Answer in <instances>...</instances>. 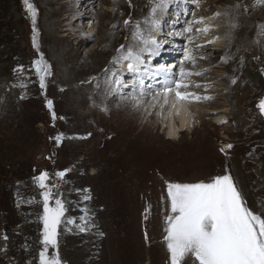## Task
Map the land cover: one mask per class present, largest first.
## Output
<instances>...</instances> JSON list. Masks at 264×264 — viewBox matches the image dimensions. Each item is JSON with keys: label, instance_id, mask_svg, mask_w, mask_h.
Returning <instances> with one entry per match:
<instances>
[{"label": "rangeland", "instance_id": "obj_1", "mask_svg": "<svg viewBox=\"0 0 264 264\" xmlns=\"http://www.w3.org/2000/svg\"><path fill=\"white\" fill-rule=\"evenodd\" d=\"M114 1L57 0L48 5L46 0H30L37 12L34 48L32 18L23 0H0V264H40V253L45 250L44 191L52 193V201L60 199L65 208L56 249L61 264H171L164 240L170 214L167 182H208L229 174L247 206L264 217V116L257 107L264 99V3L246 0L254 6L248 9L245 0H185V9L179 8L176 14L181 25L175 28L166 17L158 27L162 32L157 36L150 33L143 43L141 49H148L150 43L160 45L163 40L161 59L121 48L131 32L116 31L119 36L114 50L119 55L115 59H123L131 51L148 72H157V66L165 70L168 62L174 61L177 65L170 67L172 73L166 70L172 76L171 87L181 79L183 67L202 73L192 78L204 74L200 83L187 90L194 87L199 92L196 95L218 99L217 112L200 120L195 117L192 133L185 131L169 140L156 116L141 113L136 120L131 116V124L120 120L117 112L123 103H129L127 115H132L139 89L135 85H130L128 92L110 96L113 102L91 109L89 96L99 86L87 83L88 78L94 76L99 82L117 66L111 70L101 63L89 65L84 72L76 69L96 48L97 40L109 34L113 26L110 15L100 17L99 32L94 16L101 11L114 12ZM120 1L118 27L128 32L138 25L144 9L149 6L152 10L156 2ZM180 1L174 0L175 5L181 6ZM236 4L244 6V18L254 28L252 48H246L248 35L244 32L228 34L231 28L226 11ZM157 12L160 8L156 9L159 17ZM216 13L220 15L215 17ZM228 13L230 16L231 11ZM200 16L214 17L208 19L211 23L204 21L216 30L197 32L205 26L195 23ZM189 27L190 32L186 31ZM199 38L207 41L198 47ZM214 38L223 40L228 48L220 50L208 43ZM241 40L242 48H229ZM203 47L211 49L199 52ZM185 49L195 58L194 63L185 60ZM41 56L50 73L43 88L33 66ZM107 56L111 64L112 55L104 58ZM243 61L245 67L240 66ZM187 78L183 82L192 84ZM48 101H52L51 108ZM201 103L197 102L199 114H205L203 108L209 105ZM146 108H151L148 103L143 111ZM215 117H224L223 122L215 123ZM59 172L65 175L59 177ZM41 173H47L45 189L34 179ZM53 254L48 246L46 256ZM183 264H194V260L186 257Z\"/></svg>", "mask_w": 264, "mask_h": 264}, {"label": "snow or ice", "instance_id": "obj_2", "mask_svg": "<svg viewBox=\"0 0 264 264\" xmlns=\"http://www.w3.org/2000/svg\"><path fill=\"white\" fill-rule=\"evenodd\" d=\"M258 2L264 3V0H258ZM167 3L168 0H156L152 13L154 14L157 8L165 7ZM23 4L26 12L32 18V40L33 47L36 48L35 18L37 12L30 0H23ZM214 15L218 16L220 13ZM124 23L128 24L129 21L126 20ZM195 23L204 24V18L201 17ZM209 30L210 26L205 24L202 29H197V32L207 33ZM186 31H192L191 27ZM137 38H140L138 34ZM214 42V40L208 41V43ZM123 47L122 45L121 48ZM117 51L119 52L120 49ZM184 58L185 60H192L193 63L195 62V58L190 55L187 49H185ZM124 59L132 61L128 63L129 71L136 72L139 70L138 64L141 62L131 51L127 53ZM221 59L227 62L226 58L222 57ZM33 66L39 76L40 86L43 88L45 86L44 77L50 74L49 66L43 61L42 56L39 60L33 62ZM201 74L200 72L186 71L181 67V79L174 81L175 87L165 86L162 92H157L153 96V101L162 99L159 106L163 110L169 104V98L174 96L171 103L174 113L171 114L179 115L186 101L211 99L210 96L201 97L181 90L189 87L188 83L183 82L186 77ZM231 82L235 83L236 81L233 79ZM141 103H143L142 100H136L137 105ZM47 106L51 108L52 101H48ZM257 107L264 114V99L259 101ZM53 118H55V114H53ZM56 139L59 143L60 137L58 136ZM227 147L231 148L232 146L228 145ZM221 151L224 150L221 149ZM57 175L63 177L65 173L59 172ZM34 179L41 189L47 188L45 183L47 173H41L40 176L34 177ZM42 195L44 213L41 219L44 225L43 243L45 250L40 253V264H61L58 253L47 257L46 252L49 245L53 249L58 248L57 229L65 208L60 199L55 200L54 207L50 206L49 200L52 197L50 191H44ZM85 199H88V197L86 196ZM167 199L170 203V214L165 221L166 235L164 240L170 254L171 264H183L185 258L189 256L193 258L194 264H264V217L254 213L247 206L229 174L214 176L208 182H167ZM68 223H72V221L69 220ZM81 231H83V228Z\"/></svg>", "mask_w": 264, "mask_h": 264}, {"label": "bare ground", "instance_id": "obj_3", "mask_svg": "<svg viewBox=\"0 0 264 264\" xmlns=\"http://www.w3.org/2000/svg\"><path fill=\"white\" fill-rule=\"evenodd\" d=\"M56 1L57 0H46V4L49 5V4H52V3L56 2ZM184 1L185 0H181L179 2V3H181V6H180V4L179 5H175L174 0L168 1L167 5L165 7L160 8V12H157V13H159L158 14L159 17L156 15V12L154 13L155 16H152V14H151L152 13V10H149L148 9L149 6H148V8H145L144 9V15H142L143 21L141 22L142 19L137 20V23H138L139 26L136 24V26L133 27V30H131L129 32H128V29L125 31V29L123 30L122 27H121L122 29L118 27L117 11L121 8V5H122V1H120V0H115L114 1V7H115V11L114 12L109 13V12H102L101 11V13H98L97 15L94 16V18L97 21L95 23V25H96V29L95 30L96 31L98 29V25L100 26V24H99L100 17L106 16L107 13L110 15V20L113 21V26L110 28V32H109V34H107V36H103L102 35V37L97 40V42H96L97 43L96 48L95 49H92L89 52L88 57L86 58V61H82L77 66V69L76 70H79L81 72H84V68L86 69L87 67H89V65H91V67H96V66H98L101 63L102 64H107V66H109V69H111V70L114 68V65L117 66V69L116 70H113L111 73H109V77L107 76L108 73H106V76L102 80H100L99 82H96L95 81L94 76L92 77L91 80H90V78H88L87 83H96L99 86V90H95V92L93 91L92 92V96L91 95L89 96L90 97V104H92V107H91L92 110H94V111L97 110L99 108V106H102L104 103H111V102H113L114 100L110 96H114L117 93H122V92L125 93V91L128 88H131L132 85H135L136 87L139 88L138 90L135 91L136 92V96H135V99L136 100H143V98H145V96H149V98L148 97L145 98L143 100V103H141L140 105H137L135 103L134 106H133L132 112L130 111L132 115H127L129 112L127 113L128 108L126 106L129 105V103H123L118 108V112H117V115L120 116V120L123 121L125 119L126 122H130L129 124H131L132 121H133L131 119V116H134L133 117L134 120H136V117H138L141 113H143L144 115H148L149 118L156 116L158 119H160V125L163 128V130L166 132V138L169 139V140H175L177 138V136L181 135L185 131H187L189 133H192L194 131V125H195V122H196V118L195 117H197L198 119L199 118L202 119V117L205 116V115H208V114L217 112V109H218L217 108L218 105H216L217 104V101H216L217 98L215 99L214 97L211 98V99H209L210 102H204L205 99H201L199 101H196V100L186 101L184 103V107L181 109V112H180L179 115L171 114V113H174V110L171 108V103H172V100L174 99V96H172V97L169 98V104L166 105L163 110L159 106V104L162 102V99L160 101H155V102L153 101V96L156 94V93L154 94L153 92H155L157 90L160 91L159 88L161 86L163 88L165 86H169V85L172 86L173 85L172 76L168 72L172 73L171 70H170L171 69L170 67H172V66L174 67V66L177 65V63L175 65L173 64L174 61L168 62V64H169L168 65V68L169 69L168 68H165V70H164V68H160L159 66H157V70L163 69L164 71H157V72H151V71H149L148 72L147 69H146V67L145 66H142V64H141L142 63V60L139 59V61L141 62V63L138 64V69L139 70L136 71V72H131V71L128 70V63H130L132 61L126 60L124 58L118 60V58L120 56L119 57L117 56V58L114 59L115 58V55H119V53H116L115 50H114L115 49V46H116L114 44L115 43V40L119 36L116 33L117 32L118 33H121L123 31H124L125 35L126 34H129L131 32V34H129L130 37L128 36L129 37V40L127 39L128 41L125 43L124 48L125 47H127V49L133 48L134 50L132 52L134 54H139V55H142L143 54L144 55V53H145L147 55H152L153 58H155V59H157V58L158 59L159 58L161 59V57L159 56V54H163L165 52L164 49L160 47V46L163 45V44H161V43H163V40H161L160 45H157L158 43L157 44H155V43L154 44H151L150 43V46H149L148 49L147 48L141 49V48H143L142 47L143 46V43L148 39L147 36H150L149 35L150 33L153 32L154 33V36H157V34H159L160 32H162V30H159V28H160V25H163L165 23V21L167 20L166 17H169L170 18V20H169L168 23L174 25L175 28H177L176 27L177 24L181 25V23L183 21H180L181 20L180 19L181 17H178L177 18L176 17V14L178 13V11H179L178 9L179 8H184L185 9V5H184V3H182ZM219 1H221V0H219ZM237 5H238V7H237ZM243 5L246 6L248 9L254 7L252 5V3H249L246 0L244 1ZM87 7H89V6H87ZM171 7H173V11H171V9H172ZM243 7H239V4H236V5L231 6L230 9L229 8L227 9L226 16L229 17V23H230L229 26L231 28L228 31V34L234 35L235 32L237 34L244 32L245 33L244 35H248V39L244 40V41H246L244 44L245 45L247 44V47L246 48H250V47L252 48V46H253V44H252L253 37H252L251 34H252V28H253V26H251V24L250 25L247 24L246 19L244 18L245 15H246V12H244V8ZM91 9H92V7H91ZM167 10H168V12H167ZM230 11H231V13H230V16H229V13L228 12H230ZM170 12H171V14H170ZM91 13H93V12L91 11ZM206 16H207V14H206ZM251 16H252L251 19H253L255 21L258 20V18L255 15H251ZM203 17H204V15H203ZM209 18L210 17H207V18H204V19H206L207 21H209L208 20ZM171 20H173V21H171ZM209 22H205V24L209 25ZM224 22H225V20H224ZM155 25L157 26L156 28H154ZM233 25H235V27H233ZM157 28H158V30H157ZM201 28H203V27H201ZM210 29L212 31L214 29V31H215L216 30L215 25L214 26L212 25L210 27ZM98 30H100V27H99ZM97 32H99V31H97ZM137 34L139 35L140 38H137ZM199 39L200 40L198 41L197 45H201L200 43L201 42H205L204 40H206V39H203V38H199ZM213 40L215 41L214 43H212L214 47H217L220 50H225L226 48H228V46H224L223 45V40H221L220 38H218V39L217 38H214V39H212V41ZM83 41H84V39H83ZM242 43H243V41L241 40L240 42H237V44L235 43L236 45L230 46L229 48H231V49H235V47L236 48H242V46H243ZM263 43H264V41H263ZM136 44H138V45H136ZM207 49H211V48H209V47H203L199 52H204V50H207ZM78 51L79 50L77 49L75 51V54H77ZM146 51H148V52L146 53ZM245 51H246V53H248L249 50L248 51L245 50ZM245 51H244V54H245ZM172 53H175V52H172ZM105 55H112L113 61L111 62V64H110V60H109V57L108 56H107V58H104ZM176 59H178V58H176ZM117 60H118V63H116L117 64L116 65L114 63ZM240 66L245 67L246 66L245 62L243 61L242 62V65H240ZM166 70H168V72H166ZM125 76H127V78ZM203 76H204V74L202 76H200V77H195V78L194 77L192 78V76H189L188 77L189 79L187 78V81L188 82H189V80L192 81V84H188L189 87L190 86H195L194 83H196V82H197V84L200 83V81L202 80V77ZM117 81H119V83H117ZM193 89H194V87L192 89H189V90L185 89V90H182V91H188V92H191L192 91L195 94L196 93H199V92H196V91H198L197 88H195L194 90ZM152 90H154V91H152ZM126 92H128V91H126ZM201 97H204V96H201ZM197 102H202L201 105L202 104L203 105H206V104L209 105V107L205 106L203 108L204 109L203 111H205L207 113H205V114H203V113L202 114H199L200 110L197 107V105H198ZM147 103H148V106L151 107V108H146L143 111V107H144L145 104L147 105ZM152 104H154L155 106H152ZM132 105H133V103H131V106ZM226 108H227V106H226ZM223 118L224 117H215L214 118V122L215 123L223 122L222 121Z\"/></svg>", "mask_w": 264, "mask_h": 264}, {"label": "water", "instance_id": "obj_4", "mask_svg": "<svg viewBox=\"0 0 264 264\" xmlns=\"http://www.w3.org/2000/svg\"><path fill=\"white\" fill-rule=\"evenodd\" d=\"M46 76L47 75H45V77H44V80H45V78H46ZM263 116H264V114H262ZM51 201H52V199L50 198V200H49V204H50V206H52V207H54L55 206V200H53L52 201V203H51ZM43 213H44V208H43ZM62 219V218H61ZM61 224V223H60ZM44 228V225H43V221H42V229ZM59 230V226H58V229H57V231ZM57 239H58V236H57ZM50 246V245H49ZM57 249V248H56ZM56 249H53L54 250V253L56 254Z\"/></svg>", "mask_w": 264, "mask_h": 264}, {"label": "flooded vegetation", "instance_id": "obj_5", "mask_svg": "<svg viewBox=\"0 0 264 264\" xmlns=\"http://www.w3.org/2000/svg\"><path fill=\"white\" fill-rule=\"evenodd\" d=\"M51 190V189H50Z\"/></svg>", "mask_w": 264, "mask_h": 264}]
</instances>
